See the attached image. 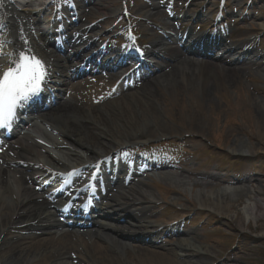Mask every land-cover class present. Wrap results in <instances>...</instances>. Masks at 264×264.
<instances>
[{
    "label": "bare ground",
    "instance_id": "obj_1",
    "mask_svg": "<svg viewBox=\"0 0 264 264\" xmlns=\"http://www.w3.org/2000/svg\"><path fill=\"white\" fill-rule=\"evenodd\" d=\"M35 1L14 0L15 5H12L9 0H0V40L2 41L0 43L2 44L0 47V70L14 66V62L23 53L41 60L49 72L54 71L56 74L58 70H65L61 75L64 86H67L71 83L72 75L68 74L70 66L65 64L69 59L79 57V54L77 56L75 53L72 56L58 55L47 47L49 44L46 45V39L49 30L40 27V22H42L40 12L36 9L26 8H32ZM102 1L99 3L94 1L92 8L82 7L83 16H89L97 10V5L105 7ZM149 6L159 8L155 4ZM149 6L146 7L147 10L150 8ZM143 8L140 6L141 10ZM144 16L150 20L153 17L162 16V11L155 9V11L146 12ZM191 19L189 18V20ZM192 38L193 36L187 33L185 40L183 36L173 39L177 47L168 49L167 62L162 63L157 70L160 71L166 64L168 68L156 78L148 81L147 84L145 83L142 91L139 88L134 89L135 94L129 92V96L134 94L130 97L134 101L132 104L140 102V111L133 112L135 118L126 117L127 113L130 114V105L127 101L120 104L117 100L104 99L107 94L106 83L92 87L91 90H86L83 84L72 83L71 92L74 94L69 95L67 100L61 101L55 106H53L54 103H50L49 109L37 116L40 120L39 123L37 120L32 122L31 119L34 118V115H30L24 121L29 122L28 125L20 122L8 139L14 138L16 130L20 129L15 140H4L5 152L0 151V262L2 264H202L203 260L212 255V251L201 248L197 244L196 235L188 231L184 232L181 238L176 239L175 247L171 250L162 246L147 247L141 241H139L141 245H131L122 240L120 236L122 233L113 225L115 222L104 220V217L101 216L114 215L113 217L116 219L117 216H121L122 219L126 217L133 223L131 226L138 228V225L149 218L151 209L145 196L148 185L144 179H135L136 181L133 179L129 184L124 183L127 179L121 180V178H126L127 168H125V162L120 160V156L112 157L111 168L101 161L92 168L91 179L93 176L97 177V180H93L96 196L101 195L107 189L104 194L107 199L109 198L107 201L110 203V207L105 211L95 212L92 210L91 218L83 221L85 225L90 226L86 227V230H83L81 234L79 229L68 228L56 220L58 203H50L35 192L34 186L40 187L43 182L38 183L31 172H26L31 169L28 163L42 164L40 159H44L45 163L52 167L66 166L67 173L71 170V165L67 164L68 161L77 160L79 153L85 155L89 160L99 158L100 154L97 150L100 147H106L108 142H113V138H121L116 141L121 146L131 140L145 141L149 138L148 136H152V138L160 136L165 128L161 123H158L153 111L158 104L153 90L156 87L164 91L170 90L172 94L177 95L187 93L189 96L191 95L190 98L193 102H196L193 93L197 92L201 96V101L209 104V98L216 92L217 87L225 84L230 88L242 74L247 75L246 67L231 69L224 63L230 62L232 57H238V55H241L240 59L247 67L255 65L258 69L257 74L264 78V66L254 60L256 58L254 53L245 49L238 53L233 48L226 47L224 43L219 45L222 53L217 58L219 60L213 62L203 60L196 68V59L191 56L193 51L189 44ZM162 41L163 39L159 37L153 39L154 47ZM249 44L247 43L245 46ZM106 52L115 55L120 60L136 61L139 57L134 56L136 51L134 52L129 47L125 51L124 49L101 50L96 54L94 60L100 59L103 62L102 59L107 54ZM147 54L152 55V50ZM108 75L109 81L117 76L116 73ZM150 78L152 77H144L145 81ZM252 101L264 108L262 101ZM120 106L121 114L114 116L113 111L119 110ZM103 114L106 115L101 117L100 115ZM82 123L89 124L87 125L89 127H84ZM110 123L119 128L122 126L121 123H125L129 130L123 131L124 133L117 132L118 134L114 135L113 132H110ZM150 125H152L151 128ZM47 130L50 133L56 132L60 138L61 136L70 138L72 146L69 149L65 148L67 146L64 142L57 137H52L47 133ZM260 137L264 139V134ZM228 149L234 154L252 155L256 153L246 142L237 138L233 140ZM154 166L148 165L145 172L155 168ZM97 168L100 173L103 172L102 176L96 173ZM190 168L173 170L169 165L160 164L151 173L158 177L161 176L165 183L171 185L167 191L170 194L182 196V192L186 188H200L199 210L211 212L218 218L228 219L230 217V211L234 208L232 202L240 201L243 198L251 199L252 205L247 207L245 215L249 219H255L258 229H264V224L261 221V218H264V199H261L264 198V190L258 181H253L257 187L251 190L243 182L213 172L195 171ZM46 169L50 170L48 166ZM80 175L81 173L78 172L70 180L74 181ZM58 176L61 177L60 174ZM100 176L101 178H99ZM55 181L57 184L62 182L60 179ZM28 183H31L33 187L28 186ZM222 186V189L213 192L214 188ZM49 190H46L45 194ZM179 203L183 202L177 199L175 204ZM84 209L88 210V207ZM133 210L136 212L133 213ZM81 212L84 210L81 209ZM234 224V222L225 223L226 228L232 232L237 230ZM35 235L43 237L38 238ZM83 235L87 237L86 240Z\"/></svg>",
    "mask_w": 264,
    "mask_h": 264
},
{
    "label": "rangeland",
    "instance_id": "obj_2",
    "mask_svg": "<svg viewBox=\"0 0 264 264\" xmlns=\"http://www.w3.org/2000/svg\"><path fill=\"white\" fill-rule=\"evenodd\" d=\"M46 1L37 0L32 8H26L37 10ZM96 1L99 3L101 0ZM104 4L106 8L100 6L92 12V15L85 17V21L95 24L97 23L96 21L102 20L105 15L115 16L117 12H122L118 16L120 20L113 27L115 28L114 31L129 27L136 29L138 35H140V38L144 40L146 45L152 42V37L147 36L151 32L157 31L158 34L159 32H164L159 35L166 38L168 35H173V32H176V26L174 25L176 22L174 19L172 20L171 16L178 17L185 10H187L186 14H197L200 5L206 7L207 16H209L212 9L220 4V10H222L223 14L224 12L228 13V16L223 18V21H225L224 28L221 30L226 29L227 33L230 30L232 33H229L230 36L224 38L222 41L216 38L218 41H221L219 45L224 43L226 47L233 48V50L239 53L242 46L250 42L251 47L248 46L246 48L253 49L252 52L256 55L254 60L260 62L261 66H264V0H104ZM152 4L158 5L159 8H151L149 5ZM223 4L225 5L223 6ZM140 5L144 7L138 11L140 15H134L140 23L137 21L133 22L134 18L132 17L130 18V23L125 21L124 14H127L129 10L136 12ZM86 6L92 7L91 0L87 1ZM147 6L151 8H148L149 11H155V9L162 11V16L154 17L150 21L147 20L144 16L146 12H149L146 9ZM83 19L80 18L79 24L85 22ZM114 19H107L108 22L97 24V28L93 31H97L99 34L103 33L105 28H110V24L112 23L110 21ZM205 19H208L209 23H213L210 17ZM46 20L44 21L43 14L41 16L42 22H40L42 27L46 26L48 22ZM132 23L135 25H131ZM205 23L204 21H194L193 24L188 23V27L193 33L200 35L202 38H209L208 42L213 51L212 53H205L201 39L197 40L195 46L192 47L195 54L191 55L192 57L195 55L200 57V59H196V68L203 60L211 62L219 60L217 58L222 54L220 46L215 41V37H219L221 32H212V28H208V25H205ZM166 25L170 26L167 27ZM185 26H187V23H185ZM161 45L167 49L174 47L169 40H166ZM163 54L164 51L158 55L164 58ZM240 58L241 55H238V57H232L229 60L230 62L227 63L226 61L224 63L231 69L246 67L247 75L244 76L242 74L240 79L235 80L233 86L230 88L225 84L217 87L216 92L209 98V104L203 103L200 94L197 92L193 93L196 100V102H193L190 98L191 95L189 96L187 93L177 95L175 93L172 94L170 90L164 91L157 87L154 88L158 104L153 111L158 119V123H161L165 130L160 136L153 138L152 136H148L149 138L147 139L152 141L154 145L163 142L171 144L161 145L157 151L147 148L144 151H140V154L154 152L162 155L169 154L176 159V161L171 162H177L175 164L177 166L169 164L171 163L170 161L167 162L173 170L177 168L186 170L188 167H191L190 169H195V171L213 172L214 174L243 182L251 190L257 187L253 181H258V184L264 190V139L260 137L264 134V108L258 106L257 102L255 104L252 101L257 100L264 103V78L257 74L258 69L255 65L247 67ZM159 65L160 62H157L155 64L156 68H152V70L155 68L150 73V77L152 78L147 81H141L139 84L137 83L136 90L140 88L142 91L145 83L147 84L148 81L156 78L163 70L168 68L166 67L167 64H164L165 66L158 71ZM113 72L110 71V73ZM97 76L105 77L99 71L97 73H82L77 74L73 78L72 83ZM65 89L66 87L62 89L61 94L57 95V103L67 99L71 93L69 90L65 91ZM131 92L134 93V90ZM134 94L129 96V92H127L119 96L114 95L111 98V100H117L120 104L126 103V101L129 103L130 114L127 113V115L129 114L128 116L126 115L127 118L129 116L135 118L133 112L136 111L137 113L141 109L139 107L140 102L132 104L134 101L130 97ZM118 108L119 110L113 111L114 116L121 114V106ZM40 113L38 111L36 114L39 115ZM105 115L100 116L104 117ZM36 120L38 123L40 122L39 119H33V121ZM82 125L87 128L89 127L87 126L89 124L86 123H82ZM109 125L110 132H113L114 135L118 134L117 132L124 133L123 131L129 130L127 128L128 125L125 123H121V128L115 127V124L112 123ZM151 127L152 125H150ZM52 135L57 137V134ZM61 138L67 146L65 148L69 149L72 146L71 139L63 138L62 136ZM236 138L246 142L256 153L250 156L247 154L231 153L228 148ZM119 139L121 138H113V142H108L106 147L99 146V149L96 148L98 149L97 152L100 155L106 156L117 148L118 143L116 141H119ZM133 141L128 142L131 148H133V145H131ZM179 145H181V148ZM80 155L84 156L82 153H79ZM142 175L144 177L139 176L138 180L144 179L148 185L145 196L148 199L150 207H153L151 209L152 216L143 225L138 226L139 228L131 226L126 220L123 221V219L120 220V218L116 219L111 216L109 220L115 222L113 225L122 233L120 236L123 241L131 245H141L139 242L141 241L147 247L162 246L165 249L171 250L175 247L176 239L181 238L183 233L188 231L196 235L197 244L201 248H207L212 251V255L203 260L202 264H264V229H258L255 219H249L245 215L247 207L252 205L251 199L233 200L234 208L230 211L228 219L215 217L209 212L203 215L198 211L200 188L195 187L193 189L189 187L183 190L182 196L174 195L167 192L170 184L165 183L161 176L152 175L151 171ZM222 188L223 186L214 188L213 192ZM177 199L183 203L176 205L175 201ZM261 199L263 200L264 198L262 197ZM163 210L166 215L161 216L160 212H163ZM178 211L182 213L179 214ZM261 221L264 224V218H261ZM227 222H234L237 230L232 232L227 229L225 225ZM79 224L83 227L73 228L79 229V233L81 234L83 230H86L87 225L85 223ZM149 227L151 231H148ZM159 228L162 230V233L158 231ZM172 229L177 230L163 235L164 231ZM35 236L38 238L43 237L41 235ZM83 238L84 240L87 239L84 235ZM72 239L75 240L74 238ZM0 264L2 263L0 262Z\"/></svg>",
    "mask_w": 264,
    "mask_h": 264
},
{
    "label": "snow or ice",
    "instance_id": "obj_3",
    "mask_svg": "<svg viewBox=\"0 0 264 264\" xmlns=\"http://www.w3.org/2000/svg\"><path fill=\"white\" fill-rule=\"evenodd\" d=\"M45 75L43 62L23 53L14 66L0 70V127L8 126L20 103L40 90Z\"/></svg>",
    "mask_w": 264,
    "mask_h": 264
}]
</instances>
